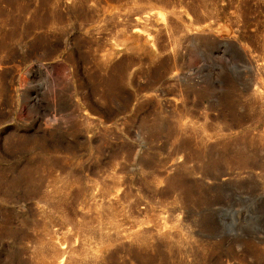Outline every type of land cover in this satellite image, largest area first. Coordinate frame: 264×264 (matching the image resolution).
<instances>
[{"label":"rangeland","instance_id":"rangeland-1","mask_svg":"<svg viewBox=\"0 0 264 264\" xmlns=\"http://www.w3.org/2000/svg\"><path fill=\"white\" fill-rule=\"evenodd\" d=\"M0 264H264V0H0Z\"/></svg>","mask_w":264,"mask_h":264}]
</instances>
